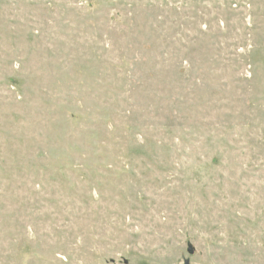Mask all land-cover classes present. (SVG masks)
<instances>
[{
  "label": "rangeland",
  "instance_id": "1",
  "mask_svg": "<svg viewBox=\"0 0 264 264\" xmlns=\"http://www.w3.org/2000/svg\"><path fill=\"white\" fill-rule=\"evenodd\" d=\"M264 264V0H0V264Z\"/></svg>",
  "mask_w": 264,
  "mask_h": 264
},
{
  "label": "water",
  "instance_id": "2",
  "mask_svg": "<svg viewBox=\"0 0 264 264\" xmlns=\"http://www.w3.org/2000/svg\"><path fill=\"white\" fill-rule=\"evenodd\" d=\"M185 264H190V262L187 260V261H185Z\"/></svg>",
  "mask_w": 264,
  "mask_h": 264
}]
</instances>
